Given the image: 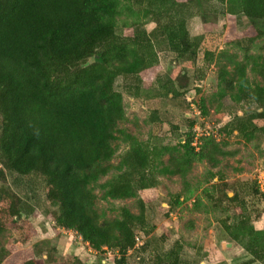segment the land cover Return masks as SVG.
I'll list each match as a JSON object with an SVG mask.
<instances>
[{
    "label": "trees",
    "instance_id": "1",
    "mask_svg": "<svg viewBox=\"0 0 264 264\" xmlns=\"http://www.w3.org/2000/svg\"><path fill=\"white\" fill-rule=\"evenodd\" d=\"M212 2L221 6L225 17L226 48L217 52L200 44L204 34L191 36L187 27V18L197 14L204 28L210 29L209 10H216ZM193 6L197 11L191 10ZM238 15L248 21L243 30L237 28ZM147 18L155 23L149 31ZM123 26L131 33H118ZM162 50L172 52L177 62L167 76L160 73ZM200 50L216 68L217 108L228 96L243 110L222 128L237 131L244 142H264V0H0V181H5L7 171L41 177L47 202L57 206L58 228L75 232L90 249L115 251L114 264H129L128 251L136 248L139 237L136 228L145 235L153 230L147 227L145 200L138 193L155 187L159 174L178 175L189 191L187 175L196 161L209 165L204 175L209 182L218 174L212 169L232 153L213 135L199 137L197 148L192 145V120L184 141L175 145L149 146L121 129L126 114L115 80L119 76L155 79L166 96L182 95L189 85L183 62L194 59ZM137 90L133 95H138ZM196 105L203 114L209 112L204 97ZM118 139L128 148L115 164L111 161ZM219 180L212 185L220 190L217 201L226 200L234 214L221 219L223 232L250 256L244 264H264V227L255 226L264 215V193L253 179L254 187L229 186L233 190L229 196L220 187L223 175ZM97 184L103 199L137 197V211L123 205L117 216L105 218L96 206ZM247 191L260 198L262 207L248 209ZM205 194L213 199L212 193ZM180 196L176 194L174 204L180 203ZM199 204L196 199L198 211ZM22 212L23 201L2 188L0 264H45L34 252L4 260L3 241ZM151 244L148 240L139 248L154 252L153 264H191L180 257L179 241L165 250ZM217 253L210 245L202 257L223 264ZM61 264L88 263L74 257Z\"/></svg>",
    "mask_w": 264,
    "mask_h": 264
},
{
    "label": "rangeland",
    "instance_id": "2",
    "mask_svg": "<svg viewBox=\"0 0 264 264\" xmlns=\"http://www.w3.org/2000/svg\"><path fill=\"white\" fill-rule=\"evenodd\" d=\"M128 4L123 2V5ZM211 5L215 6L216 10H209L210 29L204 28L197 14L187 18V27L191 36L204 34L205 37L201 39L200 44H205L209 49L217 52L226 48L223 43V35L226 32L225 17L221 14L220 5L214 2ZM191 10L197 11V7L193 6ZM122 19L128 22L127 18L122 17ZM154 26L155 23L147 18L145 28L149 31ZM247 26V19L238 15V30H243ZM117 32L130 34L131 29L123 26L118 28ZM235 50L238 51L239 56L242 55L241 50ZM174 58L175 55L168 50L158 52L160 73L163 76H167L177 65ZM183 65L186 67L189 85L182 95L176 97L166 96L165 89L155 79L147 81L137 80L131 76L117 77L114 85L116 90L122 92L126 114V118L120 122L119 127L137 135L149 146L175 145L177 142L184 141L185 134L190 131L188 120H192L194 133L192 145L197 148L199 137L213 135L218 141L226 142L225 150L232 154L223 157L220 165L212 169L214 172L218 171V174L209 182L204 178L205 173L210 169L209 165L202 160L196 161L193 171L187 175L189 191H186V184L178 175L159 174L155 187L138 193L139 197L145 200L147 227H153V230L145 235L140 228H136L140 239L136 248L128 251V263L153 264L154 252L150 248L145 251L139 248L149 240L153 243L152 246L155 244L162 250L169 248L175 241H179L182 244L180 257L191 264H216L202 257L203 252L210 245L217 248L218 258L223 259V264H244L250 256L242 247L230 241L221 227V219L228 220L234 215L233 208L226 206V200L222 203L217 201L220 190H215L212 185L219 183L220 175H223L220 187L225 189L229 196H233V190L229 186L254 187L253 179H256L258 175H264V142L261 139L251 143L244 142L237 131L229 132L222 128L235 114L241 115L243 110L240 104H235L228 96L221 100L220 107L217 108L219 103L213 101V98H216L218 82L216 68L214 63L204 60L202 50L198 51L194 59L187 63L183 62ZM135 90L138 91L137 96L133 95ZM189 91L195 93L196 103H199L202 97L207 100L209 112L206 115L202 113L199 106L197 108L200 109V114L191 109L187 100L188 95L192 97ZM116 144L118 150L111 161L115 164L128 148V144L121 139H118ZM167 157V155L164 156V159ZM112 175L111 173L101 178L98 183H104ZM2 188L8 189L23 201L22 216L17 218L16 223L10 225L3 241V247L7 253L5 261L19 260L34 252L36 257L41 258L45 264H61L74 257H80L88 264H114L115 251L90 249L81 242L75 232L63 230L54 224L57 206L47 202L44 181L41 177L7 171L5 181H0V196ZM95 192L98 195L96 206L105 218L117 216L119 207L123 205L130 207L134 212L137 211V197L119 200L103 199L98 184L95 186ZM209 192L212 193L213 199L206 196L205 193ZM178 193L181 194V201L176 205L173 202ZM196 199L200 200V211L195 209ZM246 200L248 209H252L253 205L258 208L263 205L260 198L250 191L246 193ZM255 226L264 227V215L255 222ZM36 245L42 250V255L36 253ZM249 264L262 263L253 261Z\"/></svg>",
    "mask_w": 264,
    "mask_h": 264
},
{
    "label": "built area",
    "instance_id": "3",
    "mask_svg": "<svg viewBox=\"0 0 264 264\" xmlns=\"http://www.w3.org/2000/svg\"><path fill=\"white\" fill-rule=\"evenodd\" d=\"M191 94V93H190ZM192 97H189V95L187 96V100L189 102V106L194 109V111L197 113V114H200V109L197 108V105H196V101H194V98H195V93H192L191 95ZM256 182H257V186L259 188V190L261 192L264 193V175H261V176H257L256 177ZM140 239V237H137L136 238V241L138 242Z\"/></svg>",
    "mask_w": 264,
    "mask_h": 264
},
{
    "label": "crops",
    "instance_id": "4",
    "mask_svg": "<svg viewBox=\"0 0 264 264\" xmlns=\"http://www.w3.org/2000/svg\"><path fill=\"white\" fill-rule=\"evenodd\" d=\"M259 228H262V227H259Z\"/></svg>",
    "mask_w": 264,
    "mask_h": 264
},
{
    "label": "water",
    "instance_id": "5",
    "mask_svg": "<svg viewBox=\"0 0 264 264\" xmlns=\"http://www.w3.org/2000/svg\"><path fill=\"white\" fill-rule=\"evenodd\" d=\"M230 195V194H229Z\"/></svg>",
    "mask_w": 264,
    "mask_h": 264
}]
</instances>
